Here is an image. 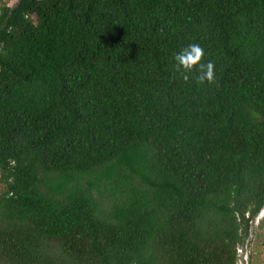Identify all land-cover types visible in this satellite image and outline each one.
<instances>
[{
    "label": "trees",
    "instance_id": "trees-1",
    "mask_svg": "<svg viewBox=\"0 0 264 264\" xmlns=\"http://www.w3.org/2000/svg\"><path fill=\"white\" fill-rule=\"evenodd\" d=\"M263 207L264 0L0 4V264H236Z\"/></svg>",
    "mask_w": 264,
    "mask_h": 264
},
{
    "label": "clouds",
    "instance_id": "clouds-1",
    "mask_svg": "<svg viewBox=\"0 0 264 264\" xmlns=\"http://www.w3.org/2000/svg\"><path fill=\"white\" fill-rule=\"evenodd\" d=\"M205 50L199 44H189L174 54V69L185 82L194 79L199 85L216 83L215 65L205 62ZM195 74V75H193Z\"/></svg>",
    "mask_w": 264,
    "mask_h": 264
},
{
    "label": "rangeland",
    "instance_id": "rangeland-1",
    "mask_svg": "<svg viewBox=\"0 0 264 264\" xmlns=\"http://www.w3.org/2000/svg\"><path fill=\"white\" fill-rule=\"evenodd\" d=\"M15 1L0 0V4L11 7ZM261 212L262 210H260L258 215L248 225L249 236L245 243L247 264H264V210Z\"/></svg>",
    "mask_w": 264,
    "mask_h": 264
},
{
    "label": "water",
    "instance_id": "water-1",
    "mask_svg": "<svg viewBox=\"0 0 264 264\" xmlns=\"http://www.w3.org/2000/svg\"><path fill=\"white\" fill-rule=\"evenodd\" d=\"M250 224V223H249ZM249 228V226H248ZM248 230L246 232V234L243 236L242 241L237 249L238 253H237V264H247V253H246V249H245V243L248 239Z\"/></svg>",
    "mask_w": 264,
    "mask_h": 264
},
{
    "label": "built area",
    "instance_id": "built-area-1",
    "mask_svg": "<svg viewBox=\"0 0 264 264\" xmlns=\"http://www.w3.org/2000/svg\"><path fill=\"white\" fill-rule=\"evenodd\" d=\"M263 210H264V207H263V209H262V212H263ZM262 212H261V213H262Z\"/></svg>",
    "mask_w": 264,
    "mask_h": 264
}]
</instances>
